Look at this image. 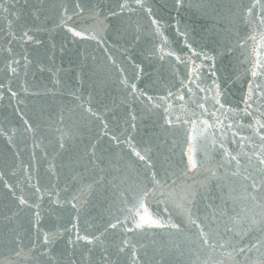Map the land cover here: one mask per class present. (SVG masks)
I'll use <instances>...</instances> for the list:
<instances>
[{
	"label": "water",
	"instance_id": "water-1",
	"mask_svg": "<svg viewBox=\"0 0 264 264\" xmlns=\"http://www.w3.org/2000/svg\"><path fill=\"white\" fill-rule=\"evenodd\" d=\"M141 3L0 0V264L264 259V0Z\"/></svg>",
	"mask_w": 264,
	"mask_h": 264
},
{
	"label": "snow or ice",
	"instance_id": "snow-or-ice-1",
	"mask_svg": "<svg viewBox=\"0 0 264 264\" xmlns=\"http://www.w3.org/2000/svg\"><path fill=\"white\" fill-rule=\"evenodd\" d=\"M136 3L139 6L143 7V4L141 3V0H136ZM176 6L177 7L182 6V0H176ZM255 6H256V0H253V6H252V8H247L246 9L247 12L251 13L252 10H253V8ZM76 7L79 8L80 5H76ZM121 7L123 8V7H125V5L122 4ZM261 7H262V9H264V5H262ZM153 23H155V21H153ZM69 30L72 31L71 29H69ZM74 35L79 36V35H81V33L80 32H74ZM23 37L26 40H31L32 39V36H30L27 31H25L23 33ZM37 43H39V41H37ZM6 51H8L9 55H11V49H7ZM14 63L17 64V65L19 64V62L16 61V60H9L7 62V70H8L9 73H15L16 72V68L13 67V64ZM26 63H27V61H26ZM251 74H252L253 77H256L258 75V73L256 71V66L255 65L251 69ZM252 85H253V82L252 81H249V91H248V93L244 97V102H245V104H246L247 107H251V104L249 103V101L252 100L253 96H255L257 99H259L261 101L262 104H264V86H259L258 85L257 87L259 88V92H257L256 89L253 88ZM0 87H4V85L0 84ZM213 87H215L217 89L216 98L215 99H216V103L219 104L220 103V99H219V95H220V93H219V85L214 84ZM201 91H204V89H201ZM11 94H12L13 97L16 96V93L15 92H12ZM220 106L223 107L224 105L221 104ZM200 107L203 108L204 105L201 104ZM24 123H25V125H27V127L25 129L27 132H33L34 131V128L31 126V124H30L29 121L25 120ZM260 128L261 129H264V124L260 125ZM257 135L259 136L260 140L262 142H264V133H259L258 132ZM59 147H60V149H63L65 147V144L64 143H60ZM149 150L150 149H147L145 151H149ZM134 154L137 155L141 161H143L145 159V155H141L139 152H136ZM232 159L235 160L236 157H232ZM256 167L259 169V174L261 176V180L258 183L255 179H253V182H252V184H251L250 187H251V190H252L253 194H255L257 192L264 193V154H261L260 156L257 157V159H256ZM28 179H29V182H30L31 181V176H29ZM245 179H247V177H245ZM153 182L154 183H158L155 180V176H153ZM4 188L7 189L9 193H11L12 197L17 200L18 205H19V207L17 208V211L16 212H13V214H12L13 216H16L18 214V212L21 211L23 209V207H25V206L28 207L29 209H31L33 207H38V205H36V204H30L28 202V200L24 196H22V195L19 196V197H17L16 196V192L14 190V187L12 185H10L7 181L4 182ZM42 191H48V194L50 196L52 195L51 191H49L47 189L42 190L40 187H35V192L41 193ZM58 195L59 194H57V196ZM144 195L146 196V195H148V193L145 192ZM255 198H256L255 195H253V199H255ZM72 199L73 200H76L77 197L73 196ZM57 202H58L57 200H53V203H57ZM69 203H71V201H69ZM72 207L73 208H76L77 207V204L76 203H72ZM33 215L38 216L39 213H33ZM6 219H11V217H6ZM151 223L152 224H156L157 226H161V225H159V222L158 221H151ZM193 223H195V221H193ZM33 226L35 227V225H33ZM137 226L139 227L140 225H137ZM109 227L110 228L111 227H115V225L109 224ZM197 227H199V225H197ZM200 237L203 240V243L205 245H207L208 244V240L204 238L205 237V233L204 232H201L200 233ZM54 240H55V236L54 235H50L47 232L44 233L43 240L41 242V246L44 248V251L40 253L41 256H43V255H45L47 253L48 249H47L46 246L49 243L54 242ZM96 240H97V237H93V236H89V235H80L79 233H77L76 238H75V241L69 239L68 244H69L70 247H75L81 241H83L86 244L91 245ZM119 251L123 252L124 251V248H120ZM239 251L241 253H243L244 250L243 249H240ZM135 255L136 254L133 253V256H135ZM71 264H75V261H72ZM105 264H107V261H105ZM258 264H264V259H261L258 262Z\"/></svg>",
	"mask_w": 264,
	"mask_h": 264
}]
</instances>
